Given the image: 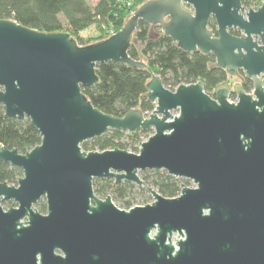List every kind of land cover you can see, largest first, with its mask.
<instances>
[{
	"label": "water",
	"instance_id": "95a60500",
	"mask_svg": "<svg viewBox=\"0 0 264 264\" xmlns=\"http://www.w3.org/2000/svg\"><path fill=\"white\" fill-rule=\"evenodd\" d=\"M139 20L160 25L186 51L211 53L231 76L243 71L253 89L221 83L211 97L203 80L171 90L153 74L148 115L104 113L82 87L98 83V63L147 68L127 54ZM262 75L264 0L255 9L241 0H146L118 31L84 46L69 32L0 18L4 115L28 118L41 137L24 153L0 147V159L22 172L15 185L0 182V264H264ZM147 128L153 133L138 152L81 148L110 129ZM152 169L195 186L165 197L139 176ZM105 177L145 187L153 201L119 208L94 192L93 179ZM41 198L45 213L35 207ZM4 200L13 201L7 210Z\"/></svg>",
	"mask_w": 264,
	"mask_h": 264
},
{
	"label": "trees",
	"instance_id": "16d2710c",
	"mask_svg": "<svg viewBox=\"0 0 264 264\" xmlns=\"http://www.w3.org/2000/svg\"><path fill=\"white\" fill-rule=\"evenodd\" d=\"M144 1L146 0H97L91 4L88 0H0V18L12 19L41 31L69 32L78 45L84 46L107 38L109 28L118 31ZM241 3L245 9L255 8L260 0H241ZM90 26L96 27L99 35L86 43L80 34ZM208 26L216 35V23L212 17ZM230 32L240 34V31L234 29ZM127 54L133 59L145 61L147 68L112 61L98 63L95 68L98 83L92 87H82L87 99L104 113L122 116L132 108H139L143 113L151 112L154 103L147 99L146 84L153 74L158 75L165 87L171 90L180 83L203 80L204 90L211 97H214L213 90L218 84L228 83L229 80L227 71L214 65L215 58L211 53L186 51L165 35L160 25L149 24L143 20L138 21ZM239 76L240 85L246 92H251V80L244 76L243 71H239ZM229 96L234 97L235 93L231 91ZM151 132L152 128L131 132L110 129L99 137L81 143V148L86 151H101L119 147L137 152L141 136ZM40 141L38 130L28 118H6L4 107L0 103V147L16 148L24 153ZM21 175L19 168H11L9 163L0 159L1 183L15 185ZM140 177L165 197L177 196L181 185L189 182L169 175L162 169L142 171ZM93 189L95 194L102 197L112 193L126 209L133 206L135 193L143 196L147 190L126 180L115 183L112 177L94 178ZM35 206L40 212H46L44 199H40Z\"/></svg>",
	"mask_w": 264,
	"mask_h": 264
},
{
	"label": "rangeland",
	"instance_id": "374dc122",
	"mask_svg": "<svg viewBox=\"0 0 264 264\" xmlns=\"http://www.w3.org/2000/svg\"><path fill=\"white\" fill-rule=\"evenodd\" d=\"M88 1H89V3L93 4V3H95L97 0H88ZM262 2H263V0H260V4H259L258 6H260ZM258 6H257V7H258ZM257 7H255V8H257ZM252 8H253V7H252ZM255 8H254V9H255ZM80 35H81L80 37L83 39V41L87 43V42H89V40H90V41H91V40L93 41V40H94L99 34H98V31H97L96 27H94V26H90V27L87 28L86 30L82 31ZM228 83L230 84L231 89H232L233 86H234L235 84H241V79H240L239 76H231V75H229ZM173 90H174V89H173ZM228 98H229V100L232 101V102H235V101L237 100V99H236V95H235L234 97H230V96L228 95ZM172 113H173V114H176V113H177V110H173ZM152 130H153V129H152ZM152 133H153V132L149 133L148 135H142V136H141V141L146 140L147 137H148L149 135H151ZM138 148H139V144H138ZM129 151H131V150H129ZM131 152H134V151H131ZM137 152H138V151H137ZM139 176H140V173H139ZM188 181H189L188 183H184V184L187 185V186H190V187H194V186H195V184H194L192 181H190V180H188ZM153 188H154V187H153ZM154 189H156V188H154ZM156 190H157V189H156ZM108 194L111 195L112 200H113V202H114V204H115L116 206H118L119 208H122V209H126V208L122 207L121 201L115 199V198L112 196V193H108ZM96 195H97V194H96ZM97 196L100 197V198H103V197L100 196V195H97ZM134 196H135V198H134L133 201H132V203H133L132 205H133V206H135V205H144V204H146V203H151V202L153 201V197L151 196V194H150L149 191H147V190H146V193H144L143 196H141L139 193H135ZM177 239H178V235H177V233H174V234L172 235V240H173V242H175Z\"/></svg>",
	"mask_w": 264,
	"mask_h": 264
},
{
	"label": "flooded vegetation",
	"instance_id": "af4514ba",
	"mask_svg": "<svg viewBox=\"0 0 264 264\" xmlns=\"http://www.w3.org/2000/svg\"><path fill=\"white\" fill-rule=\"evenodd\" d=\"M240 77V76H239ZM246 77V76H245ZM263 77H264V75H262V80H263ZM186 180H188V179H186ZM184 184V183H183ZM41 199H44V198H41ZM45 200V199H44ZM12 200H4V201H1V206H2V208H3V210H7L8 208H10L11 207V205H12ZM36 207V206H35ZM38 210V209H37ZM39 211V210H38ZM40 212V211H39ZM42 213V212H41ZM56 253H61L60 251H58V250H56L55 251Z\"/></svg>",
	"mask_w": 264,
	"mask_h": 264
},
{
	"label": "built area",
	"instance_id": "2783aa9c",
	"mask_svg": "<svg viewBox=\"0 0 264 264\" xmlns=\"http://www.w3.org/2000/svg\"><path fill=\"white\" fill-rule=\"evenodd\" d=\"M113 33H115L114 29L113 28H109L108 30V36L112 35ZM169 89V88H168ZM175 89V88H174ZM150 112H144L143 114L146 116L148 115Z\"/></svg>",
	"mask_w": 264,
	"mask_h": 264
}]
</instances>
